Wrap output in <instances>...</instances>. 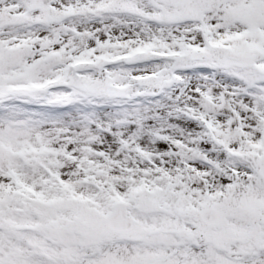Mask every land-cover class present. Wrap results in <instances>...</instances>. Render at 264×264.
Instances as JSON below:
<instances>
[{
  "label": "snow or ice",
  "instance_id": "1",
  "mask_svg": "<svg viewBox=\"0 0 264 264\" xmlns=\"http://www.w3.org/2000/svg\"><path fill=\"white\" fill-rule=\"evenodd\" d=\"M0 264H264V0H0Z\"/></svg>",
  "mask_w": 264,
  "mask_h": 264
}]
</instances>
